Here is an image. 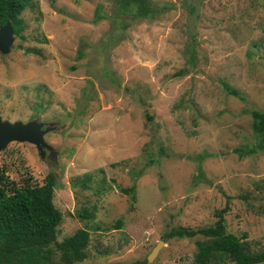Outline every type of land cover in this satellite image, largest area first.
Returning <instances> with one entry per match:
<instances>
[{
    "label": "rangeland",
    "instance_id": "1",
    "mask_svg": "<svg viewBox=\"0 0 264 264\" xmlns=\"http://www.w3.org/2000/svg\"><path fill=\"white\" fill-rule=\"evenodd\" d=\"M151 3L165 8L143 19L127 0H31L0 50L1 120L44 131L39 147L0 149V168L17 185L54 173L57 241L89 232L72 264H195L206 237L165 235L211 226L226 205V231L264 249L250 113L264 111V0ZM133 185L135 198L121 191Z\"/></svg>",
    "mask_w": 264,
    "mask_h": 264
},
{
    "label": "trees",
    "instance_id": "2",
    "mask_svg": "<svg viewBox=\"0 0 264 264\" xmlns=\"http://www.w3.org/2000/svg\"><path fill=\"white\" fill-rule=\"evenodd\" d=\"M127 3L135 7L134 18L151 19L165 8V5H153L151 0H127ZM30 5L31 0H0V27L10 22L14 35L20 36L24 28L20 15ZM26 51L39 52L32 48H26ZM223 86L229 94L244 99L228 84L223 83ZM250 113L252 130L261 136L264 146V111L252 109ZM55 185L52 172L45 176L42 184H32L26 179L22 185H17L0 168V264H53L55 252H59L58 261L61 264H72L87 258V230L77 229L61 241L56 239L62 213L53 203ZM121 191L135 198L134 185L121 188ZM226 212L227 205L217 211V219L211 226L196 229L174 227L165 237H206L207 241L195 242V264H226L228 259L234 264L264 262V249L250 251L239 237L226 231ZM84 217L93 218V214L87 213Z\"/></svg>",
    "mask_w": 264,
    "mask_h": 264
},
{
    "label": "water",
    "instance_id": "3",
    "mask_svg": "<svg viewBox=\"0 0 264 264\" xmlns=\"http://www.w3.org/2000/svg\"><path fill=\"white\" fill-rule=\"evenodd\" d=\"M14 31L10 24L7 22L0 27V50L7 52L9 46L13 41ZM41 124L33 121L23 123L22 121L11 122L9 120H1L0 116V149L4 148L9 142H31L39 147L43 143L42 135L44 131L40 130ZM158 243L147 256L150 262L158 249Z\"/></svg>",
    "mask_w": 264,
    "mask_h": 264
}]
</instances>
